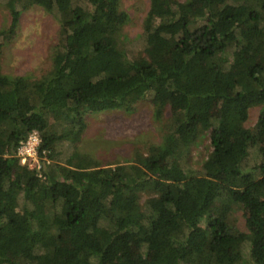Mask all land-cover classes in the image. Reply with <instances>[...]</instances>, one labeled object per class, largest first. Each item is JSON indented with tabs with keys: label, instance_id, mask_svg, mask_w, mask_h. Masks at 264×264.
<instances>
[{
	"label": "trees",
	"instance_id": "trees-1",
	"mask_svg": "<svg viewBox=\"0 0 264 264\" xmlns=\"http://www.w3.org/2000/svg\"><path fill=\"white\" fill-rule=\"evenodd\" d=\"M148 1L126 42L120 0H0L3 45L32 7L59 26L48 72L0 68V264H264V0ZM145 101L158 145L114 166L79 150L89 113ZM33 131L39 169L16 155Z\"/></svg>",
	"mask_w": 264,
	"mask_h": 264
},
{
	"label": "rangeland",
	"instance_id": "rangeland-1",
	"mask_svg": "<svg viewBox=\"0 0 264 264\" xmlns=\"http://www.w3.org/2000/svg\"><path fill=\"white\" fill-rule=\"evenodd\" d=\"M4 1V0H3ZM185 2L186 0H176ZM122 12L130 19L124 29L126 42L136 41L142 32L143 19L149 9L148 0H120ZM10 16L8 10L0 6V30L9 27ZM59 26L53 16L43 9L32 7L22 11L19 25L12 41L3 45L0 37V68L1 72L11 76L40 77L51 68L50 49L57 42ZM133 46V44H131ZM172 106L170 111L174 110ZM151 106L145 101L130 112L110 111L99 114H88L82 139L78 148L84 153L92 155L103 165L114 166L130 162L131 148L133 145L147 146L158 145L161 142L159 127L152 121ZM258 116V109L249 113L247 126L254 125ZM63 154L57 161H63L70 153L67 145ZM208 140L198 147L192 148L190 153L183 158V166L193 171L199 170L201 161L208 153ZM52 163V162H51ZM232 216L236 220V228L246 232L244 218L240 211H234Z\"/></svg>",
	"mask_w": 264,
	"mask_h": 264
},
{
	"label": "built area",
	"instance_id": "built-area-1",
	"mask_svg": "<svg viewBox=\"0 0 264 264\" xmlns=\"http://www.w3.org/2000/svg\"><path fill=\"white\" fill-rule=\"evenodd\" d=\"M40 142L38 132L33 131L29 134L26 141L18 148L16 153L21 164H27L30 169L33 167L39 169L40 159L45 158V152H42V156H39L38 149Z\"/></svg>",
	"mask_w": 264,
	"mask_h": 264
}]
</instances>
